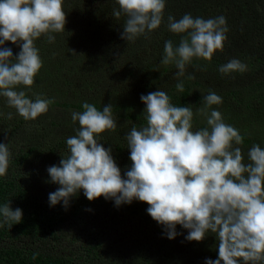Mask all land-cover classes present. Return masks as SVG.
<instances>
[{
	"label": "trees",
	"instance_id": "trees-1",
	"mask_svg": "<svg viewBox=\"0 0 264 264\" xmlns=\"http://www.w3.org/2000/svg\"><path fill=\"white\" fill-rule=\"evenodd\" d=\"M161 26L134 41L121 39L126 17L113 16L117 0H64L65 32L54 33L49 43L42 36L35 43L43 61L34 85L19 86L30 99L51 101L49 110L26 121L7 99L0 97V143L7 144L11 162L0 177V207L22 210L20 223L0 227V264H205L218 258V240L208 234L201 242L187 241L188 231L176 226L179 235L166 238L163 226L147 213L149 205L134 200L119 207L99 197L89 201L81 190L67 208L63 202L50 206L49 193L60 186L50 182L48 167L59 165L68 154L66 140L79 123L71 113L88 102L102 110L111 103L116 132L102 140L122 176L131 167L125 135L135 125L146 124L141 95L164 90L175 106L199 109L202 97L214 91L222 97L225 123L238 129L247 162L253 145L264 148V0H165ZM204 19L224 16L228 27L223 51L211 61L193 59L183 77L184 91L175 85V64L163 65L164 43L179 44L180 35L167 28V17L184 14ZM13 57L20 48L11 42ZM238 59L247 71L222 74L221 65ZM195 76L188 80L187 75ZM12 113V119L7 118ZM194 114L193 130L207 126ZM0 215V223L3 222Z\"/></svg>",
	"mask_w": 264,
	"mask_h": 264
},
{
	"label": "clouds",
	"instance_id": "clouds-1",
	"mask_svg": "<svg viewBox=\"0 0 264 264\" xmlns=\"http://www.w3.org/2000/svg\"><path fill=\"white\" fill-rule=\"evenodd\" d=\"M64 0H0V97L26 121H34L49 110L51 101L41 96L28 98L19 86L31 88L43 61L36 41L42 36L49 43L54 33L65 32ZM113 16L126 17L121 39L134 41L158 29L164 21L165 0H117ZM167 28L180 35L179 44L164 43L161 64L174 63L178 70L175 85L184 91L183 77L193 59L211 61L223 51L227 40L226 18L204 19L190 13L180 19L169 15ZM11 42L20 48L13 57ZM247 71V65L231 59L219 68L222 74ZM188 80L195 76L188 74ZM146 124L133 125L124 139L130 152L131 167L124 175L112 156L111 147L101 143L106 132H116L117 120L111 103L98 110L84 102L82 111H73L78 122L75 135L66 140L68 154L59 165L48 167L50 182L60 187L49 193L50 206L63 202L83 190L89 201L99 197L113 200L117 207L134 200L146 203L148 215L163 226L166 238L175 239L180 225L188 231L187 241L201 242L208 234L218 240V258L205 264H264V148L253 145L247 162L240 145L239 130L224 122L220 111L222 97L214 91L202 97L199 114L207 126L193 130L191 105L175 106L164 90L141 95ZM12 119V113L7 115ZM7 144L0 143V177L11 162ZM3 224L20 223L22 210L0 207Z\"/></svg>",
	"mask_w": 264,
	"mask_h": 264
},
{
	"label": "rangeland",
	"instance_id": "rangeland-1",
	"mask_svg": "<svg viewBox=\"0 0 264 264\" xmlns=\"http://www.w3.org/2000/svg\"><path fill=\"white\" fill-rule=\"evenodd\" d=\"M199 109H196V108L193 107L194 114L195 115H198L201 119L205 120L206 116L205 115H202V114H199V112H198Z\"/></svg>",
	"mask_w": 264,
	"mask_h": 264
}]
</instances>
